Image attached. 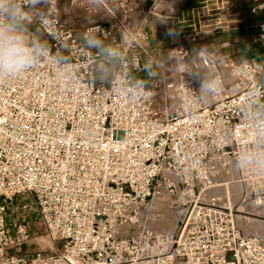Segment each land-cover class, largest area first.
Instances as JSON below:
<instances>
[{"label": "built area", "instance_id": "obj_1", "mask_svg": "<svg viewBox=\"0 0 264 264\" xmlns=\"http://www.w3.org/2000/svg\"><path fill=\"white\" fill-rule=\"evenodd\" d=\"M60 1L49 0L48 39L53 50L69 49L68 75L61 78L44 62L0 82V264H264V241L245 229L247 219L264 215V176L237 172L241 198L232 207L193 199L169 250L144 254L141 239L118 228L137 222L164 172L195 195L214 187L247 134L241 100L253 89L264 93L262 64L215 59L222 92L201 105L184 75L194 69L185 42L172 51L183 61L176 72L135 76L144 71L150 34L138 25L130 38L122 35L130 28L134 0H101L98 14L115 24L97 20L79 35L61 18ZM79 1L69 0L72 6ZM250 12L264 14V0H252ZM85 30L123 47L124 70L148 83L150 96L129 99L95 83L96 62L80 45ZM256 41L264 45V21ZM163 88L180 97L167 118L156 103ZM164 180L178 189L174 179ZM250 201L257 203L252 211L239 209ZM36 222L59 238L58 251H15L31 241Z\"/></svg>", "mask_w": 264, "mask_h": 264}, {"label": "clouds", "instance_id": "obj_2", "mask_svg": "<svg viewBox=\"0 0 264 264\" xmlns=\"http://www.w3.org/2000/svg\"><path fill=\"white\" fill-rule=\"evenodd\" d=\"M100 4L101 0H89L90 7ZM48 7L49 0H0V82H10L44 62L54 66L61 78L68 75L66 69L72 62L66 54L69 49L53 50L48 40L51 36L48 29L52 27ZM88 23H92L90 16ZM166 35L175 37L178 34L169 30ZM80 45L96 62L97 85L129 99L150 96L148 83L124 70L128 58L121 45L106 41L101 34H92L88 30L83 32ZM193 51L213 54L219 63L218 54L213 53L211 46L195 47ZM181 63L180 57L165 55L155 61L146 59L143 69L147 77L156 79L162 68L168 67L176 72ZM238 63L243 65L248 61L241 56ZM184 75L191 82L196 100L201 105H211L222 92V80L215 72L193 69ZM239 111L247 134L233 157L232 167L237 172L264 176V93L253 89L241 100ZM190 115H193L191 111ZM227 139L232 140L231 133Z\"/></svg>", "mask_w": 264, "mask_h": 264}, {"label": "crops", "instance_id": "obj_3", "mask_svg": "<svg viewBox=\"0 0 264 264\" xmlns=\"http://www.w3.org/2000/svg\"><path fill=\"white\" fill-rule=\"evenodd\" d=\"M157 1L158 3L156 7H158V9L166 8L164 6L159 7L160 0H156V2ZM163 1H166L169 4H177V9H179L178 2L180 1V4L182 6V0ZM251 1L252 0H232L231 6H228L226 3L225 15L226 20H228V22L230 20V23H221L204 32L208 37V40L206 41L208 46H215L219 49H231L228 50L227 53L225 52V54L222 56L221 54L218 55V58H231L234 60H238L239 57L236 56L237 53L240 57L243 56L245 58H250L258 61L264 67V45L256 41L259 31V23L264 21V14H252L250 12ZM133 2L134 4H132L133 11L131 13L132 15L130 28L127 33H122L125 38H130L135 28L138 25H143L147 32L150 34V41L147 47L150 46L151 51L157 49L160 50L165 46L171 45L172 43H174V41L179 40V38L181 37L179 32L173 30L172 25H168L167 27H165L159 18L160 16L154 14L151 11L152 3L154 2V0H134ZM218 5V8H220V3H218ZM210 6L214 7L215 10L217 8V4H212ZM160 11L163 12V10ZM219 11L222 12L221 10ZM249 15L254 18V21H252L251 23H249L248 21ZM60 16L63 20L74 27L78 35L82 31L83 27L90 24L88 23L89 16L91 17L92 22H95L97 20H105L107 24H115V21L113 19H103L100 14H98L97 7L89 6V8H87L86 0H80L79 3L74 6L70 5L69 0H61ZM183 25L185 26V24ZM169 30L177 33L178 35H176L175 37L167 36L166 33ZM180 41L185 42L182 39ZM146 59H152L154 61L158 60L156 58H153L147 50L143 54V61L145 62ZM166 68L167 67L161 69L163 70V73H166Z\"/></svg>", "mask_w": 264, "mask_h": 264}, {"label": "bare ground", "instance_id": "obj_4", "mask_svg": "<svg viewBox=\"0 0 264 264\" xmlns=\"http://www.w3.org/2000/svg\"><path fill=\"white\" fill-rule=\"evenodd\" d=\"M219 2L220 0H182L183 7L180 4V9L176 8L175 10H180L177 11V15L181 17L184 22L183 24L198 25L201 24V22H204V19L205 21L209 18H215L214 20L212 19L213 21H218L219 19H221L222 16L219 17V15H221V12L218 8ZM212 4H217L216 10L214 9V7L210 6ZM170 5L171 4L163 0H160L159 2V7L164 6L168 8ZM211 19L209 21H211ZM208 60L209 59L205 58V61L203 62L204 67L207 68L208 66V68L214 69V67L212 66L209 67L211 62H209ZM209 71L213 72V70L210 69ZM171 97H173L172 99L176 104L179 100L180 104V97L178 96L176 90L173 88H171ZM173 109H176V107H174ZM164 175L166 177L174 179L172 180V182L177 185V192H172L165 195L163 191L165 188L168 190L169 185L166 186L167 183H162L161 181L160 189L162 193L160 192L159 196L155 199L154 195L151 199V201L154 199V201L150 205L151 208L149 207L151 209V212L149 214L147 212L142 213V216H138L137 222L133 225L126 224V226L121 225L120 227H118L121 232H125L127 234L135 232L136 234H139L141 238H144L145 236L149 237L148 239H150L152 243H149V241H147L146 244L149 246L143 245L144 254L155 252L156 248L157 250H169L175 244L177 227L181 221L176 220V213H174L172 209L176 201V197L180 196L183 199L185 198L184 200H187V203L190 201V199H198L193 195L188 194L193 192L185 188L184 184H182L179 178L173 177L170 172H164ZM237 177V171L233 169L231 163L229 167L223 168L219 175H217L214 187L201 189L202 194L204 195L203 197H205L206 200H211L212 198L221 199L222 201L220 203L227 204L232 207L233 203L239 201L241 198L240 182L237 180ZM151 201L148 203V205L151 203ZM254 206H256L254 201H250L248 203V208L252 209ZM239 207L244 208L245 206L242 203ZM247 227L251 233L257 234L264 241V220L259 218H250L247 221Z\"/></svg>", "mask_w": 264, "mask_h": 264}, {"label": "rangeland", "instance_id": "obj_5", "mask_svg": "<svg viewBox=\"0 0 264 264\" xmlns=\"http://www.w3.org/2000/svg\"><path fill=\"white\" fill-rule=\"evenodd\" d=\"M228 1V2H227ZM156 0H154V2L152 3V8H151V11L156 14V15H159L160 17V20L162 22V24L167 27L168 25H172L173 26V30H176L179 32V34L181 35V37L179 38V40L177 41H174V43H172L171 45H168V46H165L164 48H161L160 50L157 49V50H153L151 51L150 50V46H148L146 49L147 51L149 52V54L153 57V58H156V59H159L160 57L162 56H172V51H174L175 49L178 48L179 44L182 43L180 40H184L185 41V44H186V50L188 52L187 54V62L190 63V65L196 70V71H207V72H211L209 71L210 70H214V69H211V68H207L204 67L203 65V62L205 61V58L206 59H209L208 61L211 62V64L209 65L214 67V61H215V55L213 54H206V53H195L193 51V49L195 47H199V46H204V47H209L208 44H207V40H208V37L206 35V33L204 31H207L221 23H230V20L228 22V20H226V15H225V9H226V3L228 6H231L232 4V0H220V8L219 10H221L222 12L220 13L222 16L221 19H219L218 21H213L211 18L207 19L205 21L204 19V22H201V24H192V25H186L185 26L183 25V20L181 19V17H179L177 15V11L175 10L176 9V5L177 4H172V6L170 5L168 8H162V9H158L157 6V3L158 1L156 2ZM178 8L180 9V1L178 2ZM160 10H163L160 11ZM121 13V12H120ZM248 21L249 23H251L252 21H254V18L249 15L248 16ZM111 18V17H110ZM211 19V21H209ZM131 21V20H130ZM213 21V22H212ZM226 23V24H227ZM256 23V22H255ZM255 25V24H253ZM200 28H199V27ZM178 38V37H177ZM49 40V39H48ZM50 43V42H49ZM212 50H213V53L214 54H218L221 56L225 54V52L227 53L228 50H231L229 48H225V49H219L215 46H211ZM145 52L142 53V55L144 54ZM202 55H205V56H202ZM234 55V54H233ZM236 56L237 57H240L239 54L236 53ZM203 67V68H202ZM166 73H168V70H170L168 67L166 68ZM163 70H160L159 72V77H162L163 73L162 72ZM162 72V73H161ZM135 76L137 77H146V73L143 71V72H134ZM177 97V96H176ZM168 98V102L165 104V99ZM173 97H171V88H168V89H158L157 90V95H156V103L158 104V106L160 107V113H159V116H162L164 118L168 117L172 112H173V108L176 107V109L178 108L179 106V100H178V103L176 104L173 99ZM178 98V97H177ZM169 178V177H167ZM165 176H162V178H160L159 181H162V183H166L165 182ZM168 185V183L166 184V186ZM173 185H176L173 183ZM177 186V185H176ZM161 192V189L157 190V193L155 194V197H158L159 196V193ZM176 193L177 190L176 189H164L163 193L166 195V194H170V193ZM162 193V192H161ZM188 193V192H187ZM188 194H191L193 195L194 197L197 196L198 200H205V201H211V202H215V203H219V204H223V203H220L222 200L221 199H217V198H212L211 200H206L205 197H203L204 195L202 194V190L197 194L195 195V193H188ZM154 199L151 201V203L144 207L142 209V211L140 212L139 214V217L142 216V213H145L147 212L148 214L151 212V204L152 202L154 201ZM185 199V198H184ZM183 198H181L180 196L176 197V201L173 205V212L176 213V220H183L184 217H186L187 214L190 213L191 209L193 208V202L192 200L195 199L193 198L192 200L190 199V201L187 203V200H184ZM238 199V198H237ZM215 200V201H213ZM257 204V203H255ZM197 206L199 204H196ZM245 207L244 208H240L239 209H244V210H253L248 208V203L247 204H243ZM150 207V208H149ZM255 207V206H254ZM264 208V205L260 208L262 210H259V212L261 213ZM178 214V216H177ZM253 218V217H252ZM254 218H259V219H262L264 220V215L261 216V217H258V216H254ZM239 220H243V219H239ZM248 220V219H247ZM245 225V224H244ZM126 226V225H124ZM244 229V227H243ZM245 229L247 231L248 230V227L247 225L245 226ZM244 229V230H245ZM250 232V231H249ZM128 235H136L138 236L141 241H142V245H147L146 242L149 241V243H152V241L150 239H148L149 237L145 236L144 238H141V236H139V234H136L135 232H131L129 233ZM60 244H61V241L59 240V238H54L53 236H51L49 234V231L45 228V226L39 222H36L34 225H33V234H32V239L31 241H29L28 243H22L20 244L19 246H17L15 248V251L16 252H19V253H24V252H30V251H34V250H41L42 252L44 253H53L55 251H58V249L60 248ZM149 246V245H147ZM157 250V248H156Z\"/></svg>", "mask_w": 264, "mask_h": 264}]
</instances>
